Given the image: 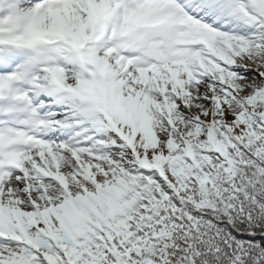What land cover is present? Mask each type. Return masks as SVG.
Returning a JSON list of instances; mask_svg holds the SVG:
<instances>
[{"label":"snow or ice","instance_id":"snow-or-ice-1","mask_svg":"<svg viewBox=\"0 0 264 264\" xmlns=\"http://www.w3.org/2000/svg\"><path fill=\"white\" fill-rule=\"evenodd\" d=\"M0 264H264V0H0Z\"/></svg>","mask_w":264,"mask_h":264}]
</instances>
